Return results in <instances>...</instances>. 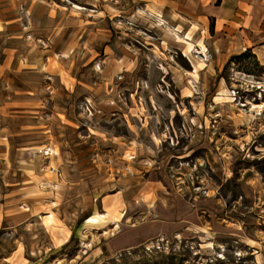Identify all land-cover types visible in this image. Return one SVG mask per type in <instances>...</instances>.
I'll return each mask as SVG.
<instances>
[{
	"label": "rangeland",
	"instance_id": "374dc122",
	"mask_svg": "<svg viewBox=\"0 0 264 264\" xmlns=\"http://www.w3.org/2000/svg\"><path fill=\"white\" fill-rule=\"evenodd\" d=\"M254 4V18L240 19L256 27L242 33L194 19L190 53L167 33L173 25L139 19L132 27L115 9V56L126 59L116 65L102 60L105 34L84 31L87 45L67 51L78 63L68 67L72 77H62L65 92L82 94L67 120L59 116L60 135L46 145L31 117L15 118L25 126L15 142L28 149L13 171L18 184L0 177L8 183L0 190V264H264V197L256 192L257 216L243 184L250 175L264 181V107L252 111L264 106V0L241 3L246 13ZM10 9L0 1L3 18ZM183 21L180 36L191 26ZM249 43L251 52L229 61ZM53 169L56 178L46 180ZM94 212L108 213L90 221L110 219L115 229L86 225ZM109 241L113 251L103 249Z\"/></svg>",
	"mask_w": 264,
	"mask_h": 264
},
{
	"label": "crops",
	"instance_id": "0c3cea01",
	"mask_svg": "<svg viewBox=\"0 0 264 264\" xmlns=\"http://www.w3.org/2000/svg\"><path fill=\"white\" fill-rule=\"evenodd\" d=\"M0 1L6 3V0ZM215 1L9 0L10 6H12L9 15L3 18V14L0 11V93L2 91L1 88L7 90H3L0 95V177L12 180L14 169H18V162L23 161L25 155L22 154H25L24 152L28 149L27 143H22V149H26L23 151L19 148L20 145L17 146L15 142V137L22 132V127H25L24 124L17 122L15 118L19 116L31 117L30 124L35 130L37 128L38 132L42 133V136L47 141L46 145L49 144L50 137L53 141L57 130L59 131L57 132L58 135H60L61 129L63 131L66 127L59 116H63L67 120V113H71V105L69 104L71 99H76L82 93H78L77 89L65 92L66 82L62 77L66 72L72 77L68 67L78 63L75 58L74 60L70 59V57L67 58L69 54L67 51L76 50L82 48L83 45H87L85 44L86 40L82 39L84 31L89 30L91 33L96 34L101 31V33L105 34L101 49L103 52L106 51V55L102 60L103 62H108V64L110 63V65H116L126 59L124 55L123 58L122 56L117 58L115 56L117 46L120 44L119 40L111 36L112 24L115 23L113 21V17L116 16L115 9L119 13L118 17L126 19L132 27L135 26L133 20L136 22L139 19L149 20L154 26H159L160 28L162 27L156 23L157 21L155 22L156 19L164 21L165 27L168 24L173 25L172 27L175 29H167V33L172 35L176 42L185 44V51L188 53L195 48V45L191 42V33L195 25L194 19L196 18H205L207 20L209 17L214 18V30H228L227 34L236 33V31L242 33L249 27H256L253 20V16L256 15L255 11H257L255 4L251 9L252 11L250 10L249 13H246L241 5L242 0H220L218 4ZM20 6L23 7L22 13L19 10ZM135 6L137 10H134ZM85 10H91L92 14L85 12ZM248 14L253 18L248 23V27L245 28L244 18H242L243 20L240 18L246 17ZM183 20L191 21L188 22L189 24L191 23V26L187 25L189 27L187 33L180 36V28L185 24ZM87 21L88 23L86 24ZM132 27H128V29ZM99 44L96 41L91 45L96 53ZM196 47L202 50H195L199 54L205 51V47L200 42ZM246 49H253L252 43L242 47L237 53H242ZM262 57L264 58V55ZM50 58L58 66L52 65V67H49L48 59ZM115 60L117 63L114 62ZM126 63L129 64L130 61ZM261 63H264V60ZM125 64L122 63L123 66ZM199 66L202 67L203 63L200 62ZM60 67L63 69V73H61ZM194 76H197V74L195 73ZM187 96H190V93ZM260 105L252 104V111L257 112L256 115L260 114L259 111L264 107L262 105L261 108H257ZM26 126L29 125L26 124ZM239 128L243 130L241 126ZM57 141L59 142L60 140L58 139ZM50 149L52 150L53 148ZM55 154L57 153L54 152ZM248 170L243 169V173ZM44 178L53 181L56 178V171L54 169L50 170V175ZM254 179L256 180L254 175H250L244 180L243 184L246 188L245 196L250 197L251 202H253L251 204L252 209L257 213V216H260L258 212L259 206L254 197L256 192L259 193L258 196L264 197V181L262 182L261 179L254 181ZM2 183L8 184L5 180L0 181V190H3ZM15 183L18 184V182L13 180L10 182L11 185ZM16 193H19V191ZM251 193L252 195H247ZM241 196L243 197V195ZM96 213L103 215L108 212L92 213L86 218V225L102 224L105 226V223L109 222L115 229V223L110 219L105 220V222H102L101 219H98L95 223L90 221V219L93 220V216ZM118 214L122 215L120 219L122 220L123 214L120 212ZM114 215L115 213L112 214V216ZM99 221L101 222L99 223ZM254 227L257 228L256 225ZM114 229L103 230V234L105 235L106 232L110 233ZM246 238L259 244L260 240H257V238H249L247 236ZM112 246L111 241H109L103 245V249L113 251ZM103 249L101 245L96 247V249L93 248L90 255L97 258L103 253ZM68 261H64V264H77V261L76 263H69Z\"/></svg>",
	"mask_w": 264,
	"mask_h": 264
},
{
	"label": "trees",
	"instance_id": "16d2710c",
	"mask_svg": "<svg viewBox=\"0 0 264 264\" xmlns=\"http://www.w3.org/2000/svg\"><path fill=\"white\" fill-rule=\"evenodd\" d=\"M249 52H251L250 49H246L244 52L238 54V55H233L230 57L229 61L232 60L233 58H242L245 57Z\"/></svg>",
	"mask_w": 264,
	"mask_h": 264
},
{
	"label": "bare ground",
	"instance_id": "6f19581e",
	"mask_svg": "<svg viewBox=\"0 0 264 264\" xmlns=\"http://www.w3.org/2000/svg\"><path fill=\"white\" fill-rule=\"evenodd\" d=\"M157 22H158V24L160 25V26H163L164 25V21H160V20H157ZM168 29H170V30H174L175 28H171V27H168ZM117 229H119V227L117 226ZM107 234V233H106ZM109 234V233H108Z\"/></svg>",
	"mask_w": 264,
	"mask_h": 264
},
{
	"label": "built area",
	"instance_id": "2783aa9c",
	"mask_svg": "<svg viewBox=\"0 0 264 264\" xmlns=\"http://www.w3.org/2000/svg\"><path fill=\"white\" fill-rule=\"evenodd\" d=\"M50 151V150H49ZM46 154H48V152L45 151Z\"/></svg>",
	"mask_w": 264,
	"mask_h": 264
}]
</instances>
